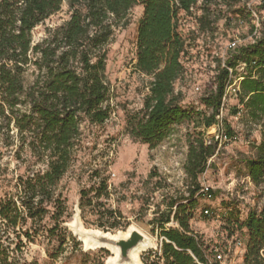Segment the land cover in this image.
I'll use <instances>...</instances> for the list:
<instances>
[{
    "label": "trees",
    "instance_id": "trees-1",
    "mask_svg": "<svg viewBox=\"0 0 264 264\" xmlns=\"http://www.w3.org/2000/svg\"><path fill=\"white\" fill-rule=\"evenodd\" d=\"M251 0H0V264H27L23 255L29 244L46 239L61 247L72 236L65 223L70 218L61 181L75 159L83 124L101 125L109 119L111 89L106 80L107 45L119 28L129 25L135 7L142 13L136 24L135 63L139 73L150 78L138 112L126 116L131 138L154 149L170 129L194 117L195 110L183 103L176 82L184 75L183 59L188 43L181 30L183 16H191L199 4L198 29L211 30V15L222 14L253 20ZM67 5L69 18L48 28L45 37L33 41V30ZM260 11H264L261 0ZM253 28V27H252ZM245 63L240 75L239 106L260 127L255 155L244 160L254 185L264 182V17L260 35L237 46L219 63L215 88L201 103L211 112H197L207 129L217 124L229 69ZM33 79L27 83L26 76ZM235 114L239 109H234ZM224 133L232 137L230 127ZM184 172L192 197L200 190L199 176L208 159L216 154L218 140L204 131L187 139ZM5 155L17 162L10 169ZM105 180L97 187L81 190L82 208L93 198L109 196ZM200 194V193H199ZM187 197L159 223L162 243L153 253L156 260L145 264H220L211 261L212 249L190 227L197 199ZM204 209H202L203 212ZM119 212L103 209L100 218H116ZM120 216V215H118ZM226 239L244 233L245 249L240 264H264V205L251 209L244 218L231 213ZM172 221L175 227H164ZM117 225L111 224L110 228ZM101 227H104L103 225ZM105 231V228H103Z\"/></svg>",
    "mask_w": 264,
    "mask_h": 264
},
{
    "label": "rangeland",
    "instance_id": "rangeland-1",
    "mask_svg": "<svg viewBox=\"0 0 264 264\" xmlns=\"http://www.w3.org/2000/svg\"><path fill=\"white\" fill-rule=\"evenodd\" d=\"M260 4V3H259ZM259 4L253 6L258 20L237 18L222 14L211 15V30L202 32L198 29L197 16L200 15L199 4L191 16H183L181 30L188 43V54L183 59L184 75L176 82V91L183 96V103L195 110L194 117L173 126L166 139L154 149L135 141L126 130V116L138 112L142 107L143 97L147 93L150 78L136 71L135 34L136 24L141 16V7H135L129 14V25L116 30L113 39L107 45L106 80L111 89L109 104L111 116L101 125L82 126V135L75 151V159L67 174L61 181L63 196L67 200L70 218L65 226L72 236L61 247L56 242L47 244L46 239H39L29 244L24 250L27 264H108L112 252L106 248L85 249L84 243L74 233L75 229L101 230L117 234L125 232L131 225L138 227L151 238L152 247L141 253V263H153V253L158 251L162 238L160 236L161 220L170 210L171 203H185L192 189L184 172L188 136L194 131H204L205 135L218 140L216 154L208 159L205 171L199 176V183L208 185L213 193V200H206L199 191L190 197L197 199L198 208L192 211L190 227L203 237L212 249L211 261L215 260L213 249L226 244V229L232 222L231 216L244 218L251 209H260L264 205V182L254 185L247 176L244 160L255 155V145L260 141V127L252 122L245 111L240 108L238 96L230 92L222 100L220 118L217 123L225 131L230 127L232 137L217 139L216 124L203 128L197 112L206 116L210 110L201 103L203 97L215 88V75L219 63L221 66L233 50L228 49L231 42L237 46L251 43L260 35ZM67 5L51 15L33 30V41L39 42L45 37L48 28H55L69 18ZM253 27V28H252ZM239 71L235 72L238 76ZM33 79L27 74V83ZM239 109L235 114L234 109ZM10 169L17 162L5 155ZM105 180L109 185V196L93 198L91 206L79 210L81 190H89ZM3 189L0 186V195ZM210 208L212 214L206 216L202 209ZM103 209L119 212L115 220L106 216L99 217ZM120 215V216H118ZM115 228H110L111 224ZM104 227H101V226ZM177 226L174 221L164 227ZM244 233L238 237L245 240ZM226 264H240L241 255Z\"/></svg>",
    "mask_w": 264,
    "mask_h": 264
},
{
    "label": "built area",
    "instance_id": "built-area-1",
    "mask_svg": "<svg viewBox=\"0 0 264 264\" xmlns=\"http://www.w3.org/2000/svg\"><path fill=\"white\" fill-rule=\"evenodd\" d=\"M260 2H261V0H251L248 3V7L250 8V11L252 12L254 20H258V17L253 10V6L255 4H259ZM236 44H237L236 41L231 42L228 46V49L235 50L237 48ZM245 67H246L245 63H238L234 69H229V81L231 80V82L228 83L222 100H225L227 95L230 92L237 93L239 91V82L241 80L240 75L242 73H244ZM237 71H239L238 76H236V74H235V72H237ZM216 118L219 119L220 115H217ZM216 128L218 130L216 138L220 139V140H222V139L226 140L228 137L224 133V131L220 128L218 123L216 124ZM199 193L202 194L203 197L208 201H211L214 198L212 190L210 189V187L208 185L201 184ZM203 213L206 216H210L212 214V211L210 210V208H204ZM226 241H227L226 244L223 245L222 247L213 249L215 252V255H214L215 260L219 261L220 264H226V260H228V262H229V260H231V258H232V254H234V252H235V256L233 259H235L238 255H241V257H242V254H243L244 249H245V240H242L238 236L232 240L227 239Z\"/></svg>",
    "mask_w": 264,
    "mask_h": 264
},
{
    "label": "water",
    "instance_id": "water-1",
    "mask_svg": "<svg viewBox=\"0 0 264 264\" xmlns=\"http://www.w3.org/2000/svg\"><path fill=\"white\" fill-rule=\"evenodd\" d=\"M128 229L129 227L127 230ZM74 233L79 236V239L86 236L94 245H97L98 248H106L109 250L116 249L118 251V257L114 261V264H131L132 253L141 245H146V250L150 249L149 246H147L149 240L148 237L137 229L130 231L127 236H115L110 232H104L101 230L84 229L83 231L79 228L75 229Z\"/></svg>",
    "mask_w": 264,
    "mask_h": 264
},
{
    "label": "bare ground",
    "instance_id": "bare-ground-1",
    "mask_svg": "<svg viewBox=\"0 0 264 264\" xmlns=\"http://www.w3.org/2000/svg\"><path fill=\"white\" fill-rule=\"evenodd\" d=\"M134 229H137L138 231L142 232L138 227L131 225V226H129V229L126 230L125 232L119 231L117 234H114V235L115 236H119V235L127 236L129 234V232L134 230ZM144 235H145V233H144ZM80 239L84 243L85 249H96V248H98V246L94 245L93 242L89 238H87L86 236L82 237ZM148 239L149 240H148L147 246H149V248H151L153 244L151 242V238L148 237ZM146 249H147L146 245H141L137 249H135L134 252L132 253V263L131 264H142L141 259H140V255L142 252L146 251ZM110 251L112 252L113 256L111 257L108 264H114V261L118 257V251L116 249H110Z\"/></svg>",
    "mask_w": 264,
    "mask_h": 264
}]
</instances>
